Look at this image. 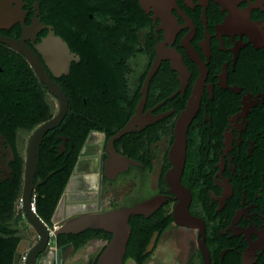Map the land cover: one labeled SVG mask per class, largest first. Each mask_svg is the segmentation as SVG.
<instances>
[{
	"label": "flooded vegetation",
	"instance_id": "flooded-vegetation-1",
	"mask_svg": "<svg viewBox=\"0 0 264 264\" xmlns=\"http://www.w3.org/2000/svg\"><path fill=\"white\" fill-rule=\"evenodd\" d=\"M139 4L147 16L142 28L143 50L129 56L126 72L127 94L137 101L129 108L127 118L119 117L112 133L90 130L59 200L64 202L63 214L57 210L59 202L49 220L38 212L37 205L36 213L52 224L63 219L66 199L69 214L77 211H72V206L86 205L84 210L104 211L108 209L107 202L110 208H115L158 197L161 201L151 214H133L131 235L136 244L135 253L125 255L124 264L129 261L147 264L157 254L155 258L160 260H177L175 264H264V0H176L170 3L175 19L173 27L168 26L154 6L146 10L140 0ZM23 8L27 24L39 16L63 36L55 24L45 21L41 0L39 9L35 0H24ZM23 32L22 22L0 28V34L15 38H20ZM48 32L43 28L34 40L26 41L36 50L35 44ZM0 45H5L8 51L15 50L2 41ZM116 45L122 49L121 44ZM159 46L168 56L162 58L151 77L139 113L137 107L143 97L144 82ZM15 51L26 59L22 52ZM72 51L81 57L79 52ZM39 55L43 60V55ZM180 58L182 62L178 63ZM48 70L63 88L62 82L69 85L67 75L71 70L60 76L49 67ZM24 71L22 83H27ZM50 95L57 98L48 90L49 99ZM193 100L196 107L188 124L187 157L181 175L188 191L179 197L172 191L165 173L171 167L169 151L177 121ZM136 115L138 122L132 130L115 138L112 152L109 140ZM93 131L94 140L90 141ZM1 135L8 136L0 131V153H3L0 159H5L8 148ZM55 143L52 149L57 151V160L73 157L77 142L72 134L58 131ZM13 146L16 157L8 159L12 170L0 160V237L5 241L3 253L7 262L11 259L13 264H20L22 249L29 251L40 234L19 202L24 192L25 159L22 157L23 171L17 176L18 154L21 155L17 139ZM37 169L36 197L38 188L49 179ZM60 170L55 168L49 174L52 176ZM75 172L90 175L92 179L84 181L88 186L76 189L84 191L73 195L67 192L65 197ZM186 202L189 212L185 210V216L195 220L194 224L181 223L176 218L177 206ZM155 234L154 247L147 250ZM107 240L93 236L77 246L72 240L61 242L57 236L60 264H70L73 254L89 244L97 252L95 264ZM174 244L179 251H175ZM162 246L166 251L160 249ZM139 257L145 261L140 262ZM39 258L42 264H57L56 249L46 246Z\"/></svg>",
	"mask_w": 264,
	"mask_h": 264
},
{
	"label": "trees",
	"instance_id": "trees-1",
	"mask_svg": "<svg viewBox=\"0 0 264 264\" xmlns=\"http://www.w3.org/2000/svg\"><path fill=\"white\" fill-rule=\"evenodd\" d=\"M41 2L45 21L55 24L58 33L82 57L80 61L73 62L71 74L67 75L69 85L60 80L69 97V111L59 126L45 134L38 154L37 170L44 178H49L37 190L38 212L49 220L63 195L78 153L90 130L95 128L112 133L119 117L127 118L129 108H133L137 101L136 97L131 98L127 94V60L133 53L143 50L145 33H142V28L147 16L139 0ZM116 44H121L122 49ZM23 69L26 70L23 74L27 83H22ZM47 92L46 84L40 80L24 56L0 45V131L9 137L13 145L16 143L18 129H34L53 115V103L47 97ZM58 131L72 134L77 142L73 157L69 160H57V151L52 149ZM63 166L66 168L62 169ZM55 168L61 170L51 176L49 173ZM22 171L23 159L18 154L16 175ZM44 194L47 195L46 198ZM93 236L109 240L112 233L105 229L88 228L79 233H61L58 238L61 242L75 241L79 246ZM3 240L0 237V264H13L11 259L7 262L4 256ZM134 243L131 235L127 256L135 253ZM14 245L15 241L12 247ZM137 246L139 248V243ZM139 260L145 261L142 257Z\"/></svg>",
	"mask_w": 264,
	"mask_h": 264
},
{
	"label": "water",
	"instance_id": "water-1",
	"mask_svg": "<svg viewBox=\"0 0 264 264\" xmlns=\"http://www.w3.org/2000/svg\"><path fill=\"white\" fill-rule=\"evenodd\" d=\"M141 4L146 10H149L150 6H154L155 10L159 12L163 20L169 27H173L175 19L170 10V3H175L176 0H140ZM24 0H0V28H9L16 22H22L24 32L20 38L7 36L0 34V41L8 44L10 47L22 52L26 59L29 61L38 77L46 84L48 90L55 94L58 98V110L56 114L52 115L49 119L41 122L33 131L29 141L28 151L25 158V171H24V192L22 197V208L28 220L35 227L40 234V239L33 245L28 251L25 264H42L39 258L46 246L49 245V241L52 238V233L58 236L61 233H79L88 228L105 229L112 233L110 240L103 249L102 253L98 257L96 264H124L125 255L128 249V242L132 232V225L130 218L133 214H146L149 215L153 212L161 198H155L142 202L133 206H121L104 211H91L80 210L67 214L68 201L65 200L64 217L60 221L53 222L52 224L44 222V220L31 208V201L34 194V189L38 182L35 181V173L37 167L38 153L44 139L45 134L59 126L64 120L69 110V98L62 85L57 82L48 67L56 76H60L62 73L69 74L71 65L74 60H79L81 57L78 53L72 51L69 43L63 38V36L56 33V30L52 24H47L42 21L41 18L35 16L31 24H27L25 21L26 10L23 8ZM35 7L39 9V0H35ZM37 12V11H36ZM39 12V10H38ZM37 12V13H38ZM43 28L49 30L48 34L43 36L42 39L35 44L36 51L27 43V39L34 40L37 37V33ZM39 53L43 55V60ZM168 55L164 53L159 46L158 55L156 56L154 65L148 73L144 87L142 90L143 97L137 110L139 113L143 110L144 102L147 98L150 79L160 64L162 58H166ZM181 58L178 59V63H181ZM48 67H47V66ZM195 100H193L188 110L183 113L177 121L174 141L169 151V158L171 167L165 173V178L170 184L171 189L177 196L181 197L185 191L181 175L185 166L187 157V130L189 120L195 110ZM137 117L134 116L129 122L109 140L112 152H114L113 145L114 140L120 137L123 133L132 130L135 124L138 122ZM3 136V135H1ZM4 137V146H6L8 156L5 159H0L5 167L10 171V163L8 159H14L16 157V151L9 141L8 137ZM6 142V143H5ZM3 153H0V157ZM6 161V162H5ZM40 182V180H39ZM67 190V188H66ZM67 192H65V197ZM158 200V201H157ZM61 201L58 204L59 208ZM185 210H188V202L180 203L177 206L176 218L181 223L194 224L195 220L185 216ZM55 221V220H54ZM59 227H56L58 226ZM156 241V234L147 246V250H152ZM26 249H22L24 251ZM207 254V252H206ZM208 262V255H206ZM60 248L56 246V259L55 262L60 264Z\"/></svg>",
	"mask_w": 264,
	"mask_h": 264
},
{
	"label": "rangeland",
	"instance_id": "rangeland-1",
	"mask_svg": "<svg viewBox=\"0 0 264 264\" xmlns=\"http://www.w3.org/2000/svg\"><path fill=\"white\" fill-rule=\"evenodd\" d=\"M50 100L52 101L53 103V114H56L57 110H58V100L56 97L50 95ZM37 127V126H36ZM35 127V128H36ZM34 129H31V130H27V129H19L17 131V136H16V139H17V142H18V147H19V151L23 157V159L26 158V155H27V151H28V145H29V141H30V138L32 136V133L33 131L35 130ZM101 141L97 142L96 144L99 145ZM90 144V143H89ZM92 145V144H90ZM91 191H94L95 193V188H92L90 189ZM84 191V189H81V190H74L73 193L74 194H77L78 192H82ZM66 192H68L66 190ZM69 193V192H68ZM93 193V194H94ZM109 200V198H108ZM19 202H21V197L19 198ZM106 207H108V209H111L110 208V204L107 202L106 203ZM82 210V209H81ZM77 211H80V210H77ZM53 240V239H52ZM109 240H107L106 242V245L108 243ZM53 245V244H52ZM174 249L175 251H179L178 249V245L177 244H174ZM165 246H162L160 249L161 250H164L166 251L164 248ZM92 245L89 244V245H86V246H83L80 250H78L76 253L73 254V257H74V260L70 261V264H93L94 261H95V257H96V253L97 252H93L92 251ZM29 248L26 249V251L28 250ZM160 249H158L160 251ZM178 249V250H177ZM25 251V250H24ZM22 251V252H24ZM22 252L20 253V255L22 254ZM102 253V252H101ZM155 257H158V254L157 256H154L152 257L148 262L147 264H175L177 260H172L171 262H168V261H165V259H162L160 260L159 258H155ZM160 257V256H159ZM98 260V258H97ZM96 260V262H97ZM24 264V263H23ZM129 264H135L133 263L132 261H129Z\"/></svg>",
	"mask_w": 264,
	"mask_h": 264
},
{
	"label": "crops",
	"instance_id": "crops-1",
	"mask_svg": "<svg viewBox=\"0 0 264 264\" xmlns=\"http://www.w3.org/2000/svg\"><path fill=\"white\" fill-rule=\"evenodd\" d=\"M73 177H75L76 178V185L74 184V186L71 188V189H69V186H70V183H71V181H72V179H73ZM87 178H91V176L90 175H84V174H81V173H79V172H75L74 174H73V176L71 177V180H70V183H68V187H67V191L70 193L71 192V195H73L74 193H73V191L75 190V189H77V188H79V187H84V186H88L86 183H84V181H86V179ZM92 179V178H91ZM77 183H78V185H77ZM56 238H57V236H53L52 237V244L53 245H51V248L53 249V251H55V249H56V243H55V240H56ZM20 260V264H25V262L24 261H22L21 259H19Z\"/></svg>",
	"mask_w": 264,
	"mask_h": 264
},
{
	"label": "bare ground",
	"instance_id": "bare-ground-1",
	"mask_svg": "<svg viewBox=\"0 0 264 264\" xmlns=\"http://www.w3.org/2000/svg\"><path fill=\"white\" fill-rule=\"evenodd\" d=\"M94 131L92 132V135H91V137H90V141H93L94 140ZM91 143V142H90ZM76 178L75 177H73V179H72V181H71V183H70V186H69V189H71L73 186H74V184L76 183ZM87 206L86 205H84V206H72V211H76V209L78 210V209H83V208H86ZM63 210H64V202L63 201H61V203H60V205H59V208H58V211H59V214L61 215V214H63ZM84 210V209H83ZM59 220H61V219H57L56 221L58 222ZM56 222V223H57ZM56 227H59V224H58V226H56Z\"/></svg>",
	"mask_w": 264,
	"mask_h": 264
},
{
	"label": "built area",
	"instance_id": "built-area-1",
	"mask_svg": "<svg viewBox=\"0 0 264 264\" xmlns=\"http://www.w3.org/2000/svg\"><path fill=\"white\" fill-rule=\"evenodd\" d=\"M21 202H22V198H21ZM36 205H37V197H36V194H34L33 195V197H32V201H31V208H32V210L33 211H35L36 212ZM53 236H55L53 233H52V237ZM49 245L51 246L52 245V238H51V240L49 241ZM27 255H28V250L26 251H24V252H22V254L20 255V259L22 260V261H26V259H27Z\"/></svg>",
	"mask_w": 264,
	"mask_h": 264
}]
</instances>
